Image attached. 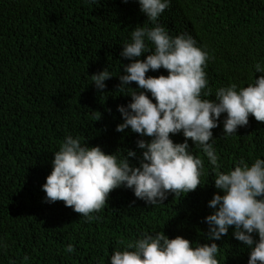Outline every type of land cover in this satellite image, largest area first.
<instances>
[{
  "label": "trees",
  "instance_id": "16d2710c",
  "mask_svg": "<svg viewBox=\"0 0 264 264\" xmlns=\"http://www.w3.org/2000/svg\"><path fill=\"white\" fill-rule=\"evenodd\" d=\"M146 19L137 0H98L95 5L0 0V264H110L113 250L144 232L211 243L205 217L212 214L208 202L219 190L212 166L191 140L210 189L202 183L193 193L169 194L163 204L149 206L132 190L118 188L92 214L98 219L83 217L63 201L44 202L42 185L67 135L107 154L130 149L138 157L137 140L151 139L130 128L116 131L123 122L117 106L131 102V96L117 91L122 65L130 62L121 57V46L130 42L136 26H152ZM158 22L173 37L190 35L208 53L210 99L219 87H245L262 75L255 73V65L264 67V0H171ZM105 67L114 77L100 92L90 76ZM161 74L167 71L150 70L146 76ZM212 131L222 166L216 171L234 170L242 158L249 165L264 159V123L253 116L233 135ZM170 136L175 143L185 139L182 133ZM129 159L139 165L138 159ZM232 232L215 241L219 264H244L250 251ZM68 244L73 253L66 251Z\"/></svg>",
  "mask_w": 264,
  "mask_h": 264
},
{
  "label": "clouds",
  "instance_id": "9594fccd",
  "mask_svg": "<svg viewBox=\"0 0 264 264\" xmlns=\"http://www.w3.org/2000/svg\"><path fill=\"white\" fill-rule=\"evenodd\" d=\"M84 2L95 5L98 0ZM137 3L152 26H136L130 42L121 46V57L130 62L122 65L124 74L118 75L117 91L131 96V102L117 106L123 122L116 131L130 128L151 139L137 140V148L142 150L138 157L130 149L107 154L100 146L67 135L54 152L52 170L42 185L44 202L63 201L83 217L98 219L92 214L99 213L109 194L118 188L132 190L149 206L163 204L169 194L193 193L202 183L209 188L201 178L204 163L190 148L191 140L212 166L214 186L219 190L208 202L212 214L205 217L211 243L193 244L182 236L170 239L163 231L144 232L122 250H113L110 264H219L215 241L229 234L230 228L233 237L250 249L244 264H264V159L257 157L249 165L242 158L234 170L216 171L222 166L212 131L216 128L225 137L233 135L248 125L250 115L264 123V67L255 65V73L262 75L254 83L241 88L234 83L219 87L210 99L213 95L205 72L208 53L197 47L190 35L173 37L158 22L171 0ZM145 54L146 58L140 59ZM161 68L167 75L146 76ZM90 77L103 92L105 82L114 76L105 67ZM132 82L137 88L129 87ZM222 114L226 115L221 121ZM180 133L184 142L175 143L170 134ZM129 158L138 159L139 165ZM66 251L73 253L75 248L68 244Z\"/></svg>",
  "mask_w": 264,
  "mask_h": 264
}]
</instances>
